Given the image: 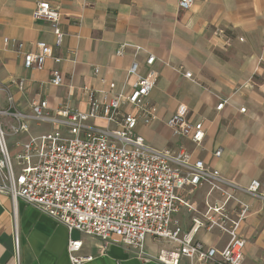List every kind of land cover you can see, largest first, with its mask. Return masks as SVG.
I'll use <instances>...</instances> for the list:
<instances>
[{
    "label": "crops",
    "instance_id": "0c3cea01",
    "mask_svg": "<svg viewBox=\"0 0 264 264\" xmlns=\"http://www.w3.org/2000/svg\"><path fill=\"white\" fill-rule=\"evenodd\" d=\"M38 2H48L60 12L63 40L54 47L49 26L32 18ZM179 0H0V109L7 108L10 80L23 79L21 92L10 88L15 109L28 112L36 99L55 110L68 103L85 112L87 101L81 89L89 87L114 93H130L136 80L127 78L135 47L142 48L136 59L138 75L155 73L157 80L149 95L156 119L148 126L138 125L136 133L158 149L180 147L203 161L221 176L247 187L257 180L264 191V0H192L189 10L180 11ZM4 40H8L4 43ZM13 42L23 44L22 52H35L38 42L46 44V60L40 70L23 67L22 56ZM126 45L122 56L116 55ZM148 54L156 60L145 64ZM63 61L56 64L53 58ZM99 73L95 74L94 70ZM59 70L63 85L49 84L51 72ZM188 72L192 81L183 76ZM103 80V82H101ZM69 88L72 95H68ZM226 101L220 111L215 108ZM179 106H185L190 121H203L204 138L199 145L172 136L167 121ZM244 108L245 113H240ZM48 125H30L29 133L48 131ZM8 137L12 144L16 139ZM221 150L220 157L213 154ZM13 150V148H12ZM208 189L198 188L185 196L203 209ZM215 194L210 195L212 201ZM240 199L252 208L241 225L245 239L243 264H264V207L246 194ZM173 220L183 230L190 227L185 209ZM18 238L19 264H69L68 238L82 241L81 256H91L83 264H157L143 263L121 244L102 248L92 237L67 230L35 208L18 201L13 206L0 197V264H15L14 236ZM195 240L222 249L228 237L216 231H199ZM162 242L148 237L146 252L155 255Z\"/></svg>",
    "mask_w": 264,
    "mask_h": 264
},
{
    "label": "built area",
    "instance_id": "2783aa9c",
    "mask_svg": "<svg viewBox=\"0 0 264 264\" xmlns=\"http://www.w3.org/2000/svg\"><path fill=\"white\" fill-rule=\"evenodd\" d=\"M192 0H179L180 11L189 10ZM32 18L46 23L54 37V47L60 48L63 33L60 12L48 2H38ZM8 40H4L7 43ZM21 54L23 67L40 70L46 60V44L38 42L35 52H22L23 44L13 42ZM126 45H120L122 56ZM142 48L135 47L127 78L136 80L130 93H114L115 84H108V92L89 87L81 89L87 110L80 112L68 103L55 110L43 99L33 100L28 112L14 107L9 89H24L23 79H12L2 91L7 108L0 109V197L9 198L13 213L18 201L35 208L40 214L73 231L99 240L103 250L111 244H121L143 263L157 264H243L245 239L241 225L252 212L249 204L240 199L246 194L264 207V191L257 180L247 187L224 179L220 172L180 147L177 150L158 149L148 145L136 133L138 125L148 126L156 119L149 95L157 75H138L137 57ZM156 58L148 54L151 66ZM56 64L63 60L53 58ZM99 73L98 69L94 70ZM183 76L192 81V76ZM103 82V80L101 81ZM49 84L63 85L59 70L51 72ZM69 88L68 95H72ZM226 101H221L220 111ZM240 113H245L241 108ZM104 122L106 128L93 125ZM48 125L49 131L37 135L29 133L30 125ZM166 126L175 138L189 139L199 145L204 138L202 120L190 121L185 106H179ZM16 139L12 148L9 136ZM220 157L221 150L213 154ZM208 189L203 209H198L185 196L200 187ZM215 194L210 201V195ZM185 209L190 227L183 230L173 220ZM216 231L228 237L222 249L195 240L199 231ZM162 242L155 255L145 249L146 238ZM81 240L68 238L66 254L69 264L90 262L93 257L81 256ZM15 264L18 263V238L14 236Z\"/></svg>",
    "mask_w": 264,
    "mask_h": 264
},
{
    "label": "rangeland",
    "instance_id": "374dc122",
    "mask_svg": "<svg viewBox=\"0 0 264 264\" xmlns=\"http://www.w3.org/2000/svg\"><path fill=\"white\" fill-rule=\"evenodd\" d=\"M93 125L95 126H98L100 128H106V124L104 122H97V123H94ZM50 130V128H48V131ZM9 140V139H7Z\"/></svg>",
    "mask_w": 264,
    "mask_h": 264
}]
</instances>
